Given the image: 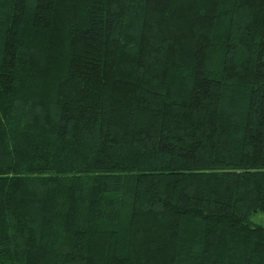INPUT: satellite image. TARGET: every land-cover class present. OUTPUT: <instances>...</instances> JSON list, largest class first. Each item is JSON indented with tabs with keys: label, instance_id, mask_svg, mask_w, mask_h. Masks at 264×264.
I'll return each instance as SVG.
<instances>
[{
	"label": "trees",
	"instance_id": "1",
	"mask_svg": "<svg viewBox=\"0 0 264 264\" xmlns=\"http://www.w3.org/2000/svg\"><path fill=\"white\" fill-rule=\"evenodd\" d=\"M264 0H0V264H264Z\"/></svg>",
	"mask_w": 264,
	"mask_h": 264
},
{
	"label": "rangeland",
	"instance_id": "2",
	"mask_svg": "<svg viewBox=\"0 0 264 264\" xmlns=\"http://www.w3.org/2000/svg\"><path fill=\"white\" fill-rule=\"evenodd\" d=\"M252 222L258 225H264V213H256L252 216Z\"/></svg>",
	"mask_w": 264,
	"mask_h": 264
}]
</instances>
